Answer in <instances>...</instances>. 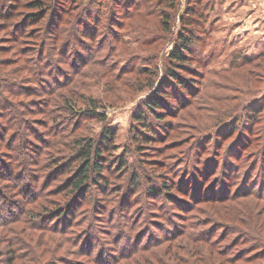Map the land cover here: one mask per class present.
Masks as SVG:
<instances>
[{"label": "rangeland", "instance_id": "rangeland-1", "mask_svg": "<svg viewBox=\"0 0 264 264\" xmlns=\"http://www.w3.org/2000/svg\"><path fill=\"white\" fill-rule=\"evenodd\" d=\"M28 1L22 0L21 6H17L14 14L8 19L0 15L2 84L7 82L16 87L37 84L31 83V78H26V72L29 71L19 69L27 57L25 55L20 57V52H17L18 47L21 50L28 44L30 48L38 50L33 44L36 41L30 43L27 39H21L17 42L20 44L18 45L13 40L14 29L24 26L25 22L29 21L26 18L36 12L34 8L30 9L27 6ZM79 1L73 5L74 9L71 11L74 18L69 20L72 19L74 23L77 14L76 23L87 24L89 36L93 26L91 39L94 42L90 43L91 41L87 39L83 44L76 43L67 53L61 54L45 50L43 56L55 59L52 67L50 69L48 67L45 72L69 76L77 81L74 88L78 92L88 93L92 98L102 102L104 107H100L99 110L105 109L109 119L106 125L115 131L113 142L115 149L106 154L111 160H115V157H124L127 163L118 173L117 169H114V175L109 177V186L112 185L113 188L119 186L120 191L109 190L104 199L107 204V223L102 226L112 227L111 234L121 235V239L114 244L102 241L103 245L95 248V254L99 252L104 255L105 260L109 258V253L119 255L138 243L151 242L150 239L158 236L157 227L164 229L173 222L177 227L183 224L187 226L195 218L210 216L208 210L214 211V208L223 210L224 218L231 220L235 229L248 230L254 235L256 232L264 237V201L253 196L230 202L196 204L194 210H189L188 207L179 210L176 205L169 202V205L165 206L167 211L161 208L165 200L160 196L155 199L159 208L157 212L160 213H151L155 211L150 205L153 198L147 197L150 195L147 192L148 185L155 183L154 186H160L163 181L180 184L183 188L186 187L189 193L201 197L203 194L223 193L233 187L235 176L240 178L244 170L248 169L245 167L252 164L256 158L257 167L264 164L257 153L264 142V0H102L101 3L95 0ZM16 2L18 0L14 3ZM87 5L90 12L86 11L88 14L86 16L83 10L89 9ZM99 5L102 12H98ZM78 10L82 11L78 13ZM163 13L168 16L167 22L162 18ZM33 28L36 29L29 27L27 30ZM36 30L40 32V28ZM184 35L191 37L189 48L192 52L188 53L184 65H187L186 69L180 68L179 74L184 80L191 78L194 80L192 79V84H188L183 93L175 91L177 100L173 102L166 100L167 105L171 104L172 107L165 109L167 112L163 113V119H153L147 115L148 121L151 122L149 124L153 127L151 130L154 131L152 138L149 135L151 130L139 125L135 117L138 112L145 109L143 102L154 91L158 81L165 78L164 66L170 63V53L179 45L181 36ZM43 37L44 30L41 34V38ZM102 38H105V49L100 50V45L95 43L100 42ZM89 46H95L93 51ZM102 61H106V64ZM104 65L112 67L110 72L105 71ZM74 70L80 72L75 73ZM153 71L155 72L152 77L153 84L148 85L150 78L148 74ZM21 98L22 95L18 96L16 101H20ZM79 106L83 108L85 105ZM88 126L89 131L96 134L103 128L104 123L93 120ZM137 132L148 135L149 139L136 138ZM241 141L249 145L252 143V147L248 146L247 149L240 147ZM140 144L144 146L138 147ZM239 154L243 157L239 158ZM238 169L239 173L232 175L233 170ZM2 172L7 171L2 169ZM135 172L140 174L141 183L133 185L136 192L131 187L127 191L130 177ZM248 174L251 177L248 184L264 186V171L257 168ZM204 176L209 177L204 180ZM42 180L45 179H41L34 188L32 187L34 184L27 181L28 189L25 193L30 194L31 191L45 187ZM60 183L62 184V181L59 183L57 181L56 187ZM123 194L125 201L132 198V202L123 207L122 211H125V214L118 216L117 201H113L112 198L124 197ZM55 197L61 200V195ZM135 197L140 201H136ZM81 202L83 206H79ZM86 203L79 200L72 203L74 211H79L65 236L72 241L87 240L96 245L97 240L91 234L98 237L100 235L90 227H99V222L87 211ZM18 206L14 205L12 209L17 210ZM139 207L144 209L143 213L138 212ZM197 208L201 211H197ZM224 209L230 211L224 213ZM128 216L131 217L130 220ZM122 217L137 223L132 227L134 230L128 232L131 235L123 228ZM56 218L55 215L48 216L45 224L55 229L67 222L64 221V217ZM169 218L171 221H167ZM26 224L29 225L27 221ZM15 226L18 230L28 232L22 221ZM29 232L32 239L26 233L16 234L24 236L25 239L23 237L22 239L32 247H37L35 240L38 237L46 241L50 238L61 239L64 235L48 230L32 229ZM61 243L64 247L69 244L66 241ZM182 243L164 241L144 255L157 257ZM75 246L74 242L69 248L73 249ZM42 247L39 244L38 249L41 250ZM237 248L238 246H234L232 251ZM206 249L207 255L200 253L204 256V259H200V264L213 263V258L217 256ZM144 255L139 253L134 258L142 259ZM125 257V254H121L120 261L116 264H134L135 259ZM184 257L185 262L189 260L193 264L197 258L195 255ZM4 258L5 255H0V264H3L1 261ZM43 258L46 257L43 255ZM75 260L77 264L86 263L84 257ZM262 262L260 260L257 264ZM14 263L17 264L18 261L15 260Z\"/></svg>", "mask_w": 264, "mask_h": 264}, {"label": "trees", "instance_id": "trees-1", "mask_svg": "<svg viewBox=\"0 0 264 264\" xmlns=\"http://www.w3.org/2000/svg\"><path fill=\"white\" fill-rule=\"evenodd\" d=\"M15 1L0 0V8L2 7L0 15L3 18L8 19L9 16L14 14L16 7L21 6L22 3L20 2L22 0L14 3ZM78 1L29 0L27 6L30 9L34 8L33 10L36 12L26 18L29 21L25 22L24 26H18L14 29L13 40H15V43L21 39H27L29 42L36 41L33 44L38 47V50L30 48L28 44L27 47H23L21 50L18 47L17 52H20V57L21 55L27 57L21 63L19 69L29 71L26 72V78H31L30 82L37 84L36 86L16 87L7 82L5 84L0 83V119H2L0 120V255H5L1 263L15 264V260H17V264H77L75 259L84 257L86 263L83 262V264H116L120 261L121 254H125L126 259H135L134 257L139 253L144 255L151 248L161 245L164 241L166 243L180 241L183 243L178 244L177 247H172L170 251L157 257L144 255L142 259H135L134 264H193L189 260L184 261L185 255H195L197 258L194 259V264H200V259H204V256L200 253L207 255L206 248L209 252L217 255L213 258V263L209 262L208 264H257L260 260L263 261L261 264H264V237L256 232V235H254L253 233L250 234L248 230L247 232L235 229V226L230 222L231 220L224 218L223 210L216 208H214V211L213 209L208 210L210 216L195 218L187 226H183V224L177 227L173 222L171 226L164 229H158L157 227L158 236L150 239L151 242H146L147 244L138 243L119 253V255L118 253L111 254L108 252L109 258L106 260L104 255L99 252L95 254V248L101 247L103 245L102 241L106 244H114L121 239V235L111 234L112 227L104 228L102 226L107 223V204L104 199L107 196V191H120L121 187L119 186H115V188L112 185L109 186V177L114 175V169H117L118 173L127 163L124 157H115V160H111L106 154L111 149H115L113 144L115 131L111 126L106 125L109 119L105 109L99 110L100 107H104L102 102L92 98L88 93L78 92L74 88L77 81L69 76L57 75L56 72H45L48 67V69L52 67L55 59L43 56L45 50L61 54L63 52L67 53L71 46L76 43L83 44L87 39L91 41L90 43L94 42L91 39L93 26L89 36L87 24L76 23L78 21L76 19L77 14L75 15V22H72L74 17L72 18L71 11L74 9L73 5H76ZM95 1L97 3L102 2V0ZM80 11L82 10H78V13ZM83 11H85L84 15L87 16L86 11L90 12V7ZM98 12H102L101 6ZM69 18L72 19L69 20ZM162 18L166 22L169 20L167 14L164 13ZM29 27L40 28V32L34 28L27 30ZM43 30L45 37L41 38ZM104 39L102 38L100 42L95 43L100 45V50L105 49ZM59 40H61V44L58 48ZM190 41V36H181L179 45L170 53V63L164 66L165 78L158 81L154 91L143 102L145 109H141L143 111L138 112L135 117L137 123L144 125L147 130L153 129L147 115L153 119H163V113L167 112L165 109H171L172 107L171 104L167 105L166 100L172 102L177 100L175 91L178 90L183 93L188 84H192V79L194 80V78L184 80L179 74L180 68L186 69L187 65H184L188 53L192 52L189 48ZM89 47L93 51L95 46ZM102 62L106 64V61ZM103 67L107 72L112 69L108 65ZM155 67H157V64ZM157 71L156 69L155 72ZM73 72L79 73L80 71L74 70ZM155 72H149L148 85L153 84L152 77H154ZM21 95L23 98L17 102L16 98ZM79 105L85 106L82 108ZM145 112L148 114H145ZM251 117L253 118V116ZM93 120L104 123L99 133L92 134L89 131L88 123ZM153 133L154 131L151 130V134H149L152 138ZM260 135L261 133H259ZM135 137L144 140L149 139L148 135L141 132L136 134ZM239 143H241L240 147L243 146L246 149L248 146L252 147V143L250 145L243 141ZM142 146L144 144H140L138 147ZM259 148L258 157L263 163L264 142ZM242 157V154H239V158ZM257 161L258 158L252 164L247 165L245 168L248 169L244 170L245 172L240 178L235 176L236 180L232 188L219 194H203L201 197L189 193L187 188H183L180 184H170L166 181H163L160 186H154L155 183L150 184L147 188L150 195L147 197L153 198L150 205L155 210L151 213H160L157 212L159 208L155 200L160 196H163L165 200L164 205L159 204L162 205L163 211H167L165 206L169 202L176 205L179 210H184L186 207L189 210H194L196 204L230 202L249 196L264 201V186L248 184L251 179L248 176L250 171L257 168L264 171V164L261 163L262 165L257 167ZM2 169L7 172H2ZM238 173L239 169L233 170L232 175ZM208 177L204 176L203 179L207 180ZM139 178L140 174L137 172L131 175L127 191L130 187L135 191L134 186L141 183ZM41 179H45L42 180L45 187H41L37 191H31L30 194L25 193L28 189L27 181L33 183L34 186L32 187L34 188ZM57 181L58 183L62 181V184H58V187H56ZM189 182H192V180H189ZM217 186L219 185L217 184ZM57 195H61V200L55 197ZM135 199L140 201L138 197H135ZM75 200L86 201L87 211L90 212L94 220L99 222V227H90L92 231H96L100 235L98 237L91 234L97 240L96 245L87 240H85L86 242L83 240L77 242L75 239L72 241L71 238L68 239L65 236L79 211H74L72 208V203ZM112 200L117 201L118 216L124 215L123 207L132 202V198L125 201V196H120L118 199L112 198ZM14 205H19L17 210L12 209ZM79 206H83V202ZM143 210L142 207H139L138 212L143 213ZM224 210V213L230 211L229 209ZM197 211L200 212V208H197ZM52 215H55L56 219L64 217V221L67 222L53 229L52 226L45 224L48 221V216ZM130 219L131 217H129ZM129 220H126V217L121 219L123 228L127 231L126 233L131 235L128 232L133 231L132 227H135L137 223ZM19 221L24 222L27 233L25 230H18L15 226ZM26 221L29 224L28 226ZM167 221H171V219L169 218ZM32 229L38 231L48 230V232L64 235L61 239L50 238L46 241H42L38 237L35 240L38 244L37 247H32L31 244L22 239L24 236L21 237L16 234L17 232L22 235L26 233L32 239L29 232ZM236 231L238 233L235 234ZM160 235L162 237H159ZM63 241L68 242L70 245L75 242L76 246L73 249L69 248V244L64 247L61 243ZM39 244L43 246L41 250L38 249ZM234 246H238V248L232 251ZM43 255L46 258H43ZM196 261L198 262L195 263Z\"/></svg>", "mask_w": 264, "mask_h": 264}]
</instances>
